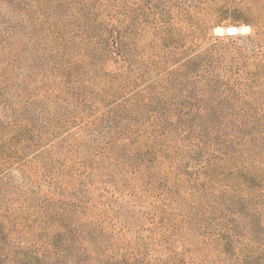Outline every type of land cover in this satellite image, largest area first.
Masks as SVG:
<instances>
[{
	"label": "rangeland",
	"instance_id": "1",
	"mask_svg": "<svg viewBox=\"0 0 264 264\" xmlns=\"http://www.w3.org/2000/svg\"><path fill=\"white\" fill-rule=\"evenodd\" d=\"M0 264H264V0H0Z\"/></svg>",
	"mask_w": 264,
	"mask_h": 264
},
{
	"label": "water",
	"instance_id": "2",
	"mask_svg": "<svg viewBox=\"0 0 264 264\" xmlns=\"http://www.w3.org/2000/svg\"><path fill=\"white\" fill-rule=\"evenodd\" d=\"M226 33H227V34H236L237 31H236V29H234V28H232V29L227 28V29H226Z\"/></svg>",
	"mask_w": 264,
	"mask_h": 264
}]
</instances>
